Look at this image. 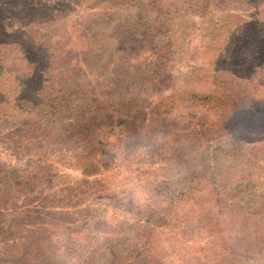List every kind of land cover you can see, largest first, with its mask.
I'll list each match as a JSON object with an SVG mask.
<instances>
[{
    "label": "trees",
    "instance_id": "obj_1",
    "mask_svg": "<svg viewBox=\"0 0 264 264\" xmlns=\"http://www.w3.org/2000/svg\"><path fill=\"white\" fill-rule=\"evenodd\" d=\"M100 1L102 18L90 27L73 23L56 46L38 28L56 20V7L69 11L68 5L0 0V131L7 130L1 140L10 155L26 159L22 169L0 164V264H68L56 260L57 252L63 247V255H70L77 238L68 237L59 247L48 241L45 228L31 230L24 224L30 216H63L46 213L48 197L37 193L40 181L51 176L44 147L70 149L92 142V131L100 124L90 115L108 110L123 118L127 139L139 143L147 99L168 88L172 95L158 98L166 111L180 101L191 107L217 105L219 120L231 124L237 135L206 143L195 129L183 150L174 153L195 165L179 186L163 192L162 207H153V215L129 229L133 241L114 229L77 264H164L173 255L186 264H243L244 259L264 264V198L250 194L248 185L240 187L250 179L247 163L264 162V142L243 135L264 134V25L255 19L229 30L217 56L209 60V71L188 77L194 91H187L171 73L173 26L179 12L204 17L213 1ZM245 1L256 7L255 1L264 0ZM5 9L17 11L12 21L4 17ZM20 22L25 26H16ZM232 49L250 55L253 71L244 85L226 63ZM205 118L201 114L194 126ZM236 178L240 185L231 187ZM20 196L24 201L18 206ZM251 246L259 253H251Z\"/></svg>",
    "mask_w": 264,
    "mask_h": 264
},
{
    "label": "rangeland",
    "instance_id": "obj_2",
    "mask_svg": "<svg viewBox=\"0 0 264 264\" xmlns=\"http://www.w3.org/2000/svg\"><path fill=\"white\" fill-rule=\"evenodd\" d=\"M212 1L204 9V17L192 12L185 14L179 12L180 19H177L173 26L175 46L172 49L174 64L171 73L179 87L187 91H194L188 77L192 74L199 76L196 71L203 73L209 71V60L217 56L218 49L224 45L230 31L239 25L248 26L255 19L259 22L258 25H264V1L262 3L255 1L256 7L252 6L253 2L245 0ZM37 2L50 5L60 2L61 5L70 7L69 11L63 9L60 11L56 7L53 11L56 20L38 28L46 35L48 42L56 46L68 36L67 30L70 25L76 23L82 26L87 23L90 27L96 23L95 20L102 18L101 12L104 11V3L100 0H37ZM16 12L15 9H10L4 17L7 21H12L14 19L12 14ZM16 26L22 27L25 23L20 22V25L17 23ZM8 28L10 31L11 27ZM250 59L245 50L236 53L235 49H232L228 54L226 63L230 64V72L238 75L236 81L242 85L248 80L247 77L252 75L253 68L248 66ZM197 89H201V86ZM236 89L240 90V87ZM172 93L168 88L154 96L150 94L151 97L147 99L148 106L144 108L145 120L140 130L139 143L132 144L127 139L123 118L113 110H108L90 115V118L100 124L92 131V142L87 144L81 142L70 149L44 147L42 153L47 160V168L50 170L48 174L51 176L40 181L37 193H41L42 197H48V202L44 203L46 213L58 211L63 216L40 215L39 219L30 216L25 219L24 224L31 230L45 228L48 241H51L52 245L58 242L59 247L63 246L68 237L77 238L74 252L67 256L63 255L62 247L57 252V261L68 264L83 261L92 250V246L107 238L114 229L122 230L124 236H131L127 238L133 241L131 234L134 231L129 229L135 227L137 222L141 223L153 215V207L156 208L158 205L162 207L164 204L162 200L165 199L163 192L179 186V181L186 177L191 166L195 165L193 160L180 159L174 154L187 145L191 136H194L195 129L206 143L223 139L224 135H237L232 131L235 128L231 124L223 125L219 120L218 115L221 111L217 105L191 107L189 103L180 101L179 105L172 103L169 107L171 110L166 111L168 106L160 105L158 98L170 97ZM203 113L207 118L204 123L199 121L200 125L195 127L194 122L197 123L196 119ZM180 115L184 116V119L178 120ZM190 115H194V120ZM14 117L22 119L23 115ZM5 133L6 129L0 131L2 156L0 164L5 163L8 168L22 169L26 166V159L18 160L13 154L8 153L1 140ZM243 135L258 137L261 143L264 142V134L260 133L257 136L255 133L246 132ZM197 150L198 153L203 151L202 148ZM197 150L194 155H198ZM245 167L246 173H250V179L244 181V185L240 187L248 185L250 194L264 198V162L254 165L247 163ZM239 185V178L231 183V187ZM23 201L24 197L20 196L17 205H22ZM33 203L39 209V204ZM161 237L164 238L166 235ZM163 245L168 247L169 243L166 241ZM255 246L250 247V252L258 254L259 250ZM163 263L186 264L180 262L176 255L171 258L165 257ZM242 263L261 264L252 259H244Z\"/></svg>",
    "mask_w": 264,
    "mask_h": 264
}]
</instances>
